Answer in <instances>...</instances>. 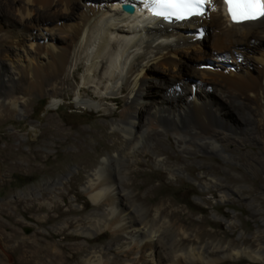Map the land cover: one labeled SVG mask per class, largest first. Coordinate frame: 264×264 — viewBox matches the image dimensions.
Masks as SVG:
<instances>
[{"label":"bare ground","instance_id":"obj_1","mask_svg":"<svg viewBox=\"0 0 264 264\" xmlns=\"http://www.w3.org/2000/svg\"><path fill=\"white\" fill-rule=\"evenodd\" d=\"M125 1L131 0H0V104L11 105L20 115L26 112L27 97L36 93L52 99L51 109H59L58 98L71 90L87 107L106 116L114 114L113 105H122L121 118L100 127L103 134L111 127L116 142L87 171L84 191L96 210L85 219L81 233L99 235L110 230L124 235L125 248L139 251L134 264H212L238 256L257 262L260 256L205 242L196 233L197 243L190 244V233L175 227L165 217L164 207L153 215L146 203L154 198H143L140 192L146 164L137 158L143 147L151 155L150 162L154 157L156 166L180 178L183 159L174 162L160 149L157 141L164 136L175 139L176 148L188 156L212 152L233 161L231 145L257 144L264 150V18L235 23L221 0H214L203 16L167 21L144 11V0L141 9L124 13L119 5ZM117 36L123 38V46ZM244 53L247 64L239 63ZM232 54L237 55L236 62L227 61ZM195 55L197 60L214 56L219 64L204 62L190 72L183 61ZM82 61H86V73L76 89L67 69L72 67V78L77 79ZM157 69L166 73L164 79L160 80ZM91 73L108 80L105 94L96 95L87 88ZM188 73H194L196 80L185 82ZM234 103L239 104L234 109L243 114L241 122L224 116L227 108L222 106ZM119 139L123 147H118ZM115 158L127 162L126 167L134 161L138 169L117 168L114 178L108 167ZM247 159V164L264 171L261 159ZM204 187L227 191L215 177L204 179ZM164 228L176 234L169 246L160 234ZM103 250L91 251L85 263L102 264Z\"/></svg>","mask_w":264,"mask_h":264},{"label":"rangeland","instance_id":"obj_2","mask_svg":"<svg viewBox=\"0 0 264 264\" xmlns=\"http://www.w3.org/2000/svg\"><path fill=\"white\" fill-rule=\"evenodd\" d=\"M119 37L117 40L123 46V38ZM204 40L207 45V39ZM236 57L232 54L227 61L236 62ZM204 62L219 64L211 55L200 60L195 55L193 60L183 61L190 72H196ZM244 62L247 64L245 53L239 58V63ZM81 66L77 79L72 78V67L67 69L70 83L76 89L82 85L86 61ZM155 71L160 80L166 77L162 70ZM195 78L194 73H188L185 82L191 83ZM109 85L108 80L91 73L87 88L98 95L105 94V86ZM151 86L150 82L146 89H152ZM197 92L204 94L202 90ZM32 94L27 97L26 112L20 115L11 105L0 104V257L7 259L0 260V264H86V257L94 249H105L102 264H134L139 251L136 247L125 248L124 235H114L110 230H103L99 235L81 233V228L87 225L85 219L96 210L84 191L87 171L104 157L103 150L116 142L111 137V127L104 134L100 127L121 118L122 105L112 104L114 114L106 116L87 107L71 90L64 98H58L59 109L50 108L51 98ZM84 98L90 100L87 96ZM153 98L150 96V102ZM213 98L217 101L219 97ZM224 106L222 110L227 108L224 116L231 115L234 123L242 121L243 114L234 109L238 103ZM160 140L157 141L160 149L167 151L174 162L182 158L183 164L180 178L173 177L156 166L154 157L150 162L151 155L140 148L137 159L146 164L142 170L147 172L140 192L143 198H154L146 203L152 214L164 207L165 217L175 227L190 233V244L197 243L193 237L196 233L205 242L245 249L261 257L257 262L238 256V259L223 258L212 264H264V171L247 164L248 157L259 158L264 164L263 148L249 143L231 145L229 152L234 160L228 161L212 152L188 156L176 148L175 139L164 136ZM118 144L123 147V139ZM133 162L126 167L127 162L115 158L108 172L117 178L114 171L117 168L137 170ZM213 177L226 186L225 193L217 187H204V179L209 181ZM160 234L168 246L176 238L172 228L161 229ZM117 243L120 245L116 247Z\"/></svg>","mask_w":264,"mask_h":264},{"label":"snow or ice","instance_id":"obj_3","mask_svg":"<svg viewBox=\"0 0 264 264\" xmlns=\"http://www.w3.org/2000/svg\"><path fill=\"white\" fill-rule=\"evenodd\" d=\"M214 0H144L153 15L168 21H185L191 17L203 16L205 5ZM228 14L235 23L256 21L264 18V0H223Z\"/></svg>","mask_w":264,"mask_h":264},{"label":"water","instance_id":"obj_4","mask_svg":"<svg viewBox=\"0 0 264 264\" xmlns=\"http://www.w3.org/2000/svg\"><path fill=\"white\" fill-rule=\"evenodd\" d=\"M122 9L129 14L134 12V7L131 4H123Z\"/></svg>","mask_w":264,"mask_h":264}]
</instances>
